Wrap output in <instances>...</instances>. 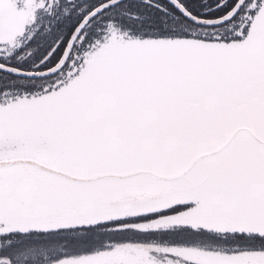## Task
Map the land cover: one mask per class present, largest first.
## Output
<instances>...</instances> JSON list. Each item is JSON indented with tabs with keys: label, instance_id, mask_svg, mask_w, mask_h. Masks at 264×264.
I'll return each mask as SVG.
<instances>
[{
	"label": "water",
	"instance_id": "1",
	"mask_svg": "<svg viewBox=\"0 0 264 264\" xmlns=\"http://www.w3.org/2000/svg\"><path fill=\"white\" fill-rule=\"evenodd\" d=\"M123 1L90 9L51 67L0 71L56 73L84 27ZM165 1L215 27L246 0L213 18ZM0 136L30 140L0 143L2 226L87 227L191 204L168 221L264 236V0L237 40L112 32L64 84L0 104ZM245 255L264 264V253Z\"/></svg>",
	"mask_w": 264,
	"mask_h": 264
},
{
	"label": "rangeland",
	"instance_id": "2",
	"mask_svg": "<svg viewBox=\"0 0 264 264\" xmlns=\"http://www.w3.org/2000/svg\"><path fill=\"white\" fill-rule=\"evenodd\" d=\"M94 2L95 0H31L32 5L40 6L38 10L40 13L55 12L59 14L71 10H76V13L84 11L88 5L90 7ZM254 2L255 0H250L245 5L244 12L224 28L198 27L183 21L181 23L177 18H174V28L180 25L178 27L187 30L185 32L189 36L168 37H190L207 41L225 40L221 37L241 39L240 29L245 27V18L247 20L250 18L249 15L245 17V14ZM124 13H127L126 6L108 10L87 25L77 40L65 71L59 76L61 81L55 83L51 88H55V86L57 88L75 75L88 53L98 47L112 32L136 38L167 37L130 35L127 30L116 24L119 19L125 18ZM65 24L64 27L67 26V23ZM54 30L41 31L37 37L42 36L44 42L47 40L51 42L54 38V42L59 39V32L56 31V28ZM65 36H67V31H65ZM192 206L191 204L181 205L164 210V212L159 211L106 222L109 224L102 223L89 227H73L44 232H19L16 229L0 225V264H174L170 261H161V258L168 253L176 255L174 257L177 259L176 264H182V261L194 264H239L240 260L243 263V258L247 256L245 254H252L254 251L264 253V240L255 242L247 238L243 240L232 237V234L243 233H220L199 226L191 228L203 229L220 235L191 233L184 229L171 230L190 228L188 225L172 224L168 219L182 215V211L189 210ZM158 213L164 215L159 216ZM164 258L167 260L166 257ZM244 263L251 262L244 258Z\"/></svg>",
	"mask_w": 264,
	"mask_h": 264
},
{
	"label": "flooded vegetation",
	"instance_id": "3",
	"mask_svg": "<svg viewBox=\"0 0 264 264\" xmlns=\"http://www.w3.org/2000/svg\"><path fill=\"white\" fill-rule=\"evenodd\" d=\"M249 2L250 0L245 1V3L241 7V9L238 11V13L231 19L232 21H234L238 17V15L244 12L245 5ZM260 2L261 0H258V1L255 0L253 6H251L248 12H246L245 17L246 15H249L250 18H248V20L245 18L246 20L245 27L240 29L241 32L239 31L240 38L243 35H245L248 25L250 23V19L257 11ZM39 7L40 6H37L35 4L32 5L31 0H0V64H4V65L14 67L20 70H24V71H37V70H44V69L51 67L60 58L65 48V45L67 43V40L74 28L69 32L68 38L64 46L62 47L60 56H58L56 61H54L53 64H51V61L54 58L53 54L58 50L59 46L62 43V38L65 35L64 26L66 24L64 22L65 20L64 18L65 16L70 14L71 11L73 10H71L70 12L64 13V14H59L55 12L40 13L38 12ZM68 20L69 22L71 21V19H68ZM230 21H228L227 23H229ZM69 22H66V23H69ZM227 23H224V24H227ZM87 25L81 31L80 35L83 33ZM54 28H56V31L59 32L58 40L56 39L53 42L54 38H52L51 42H48V40L47 42H44L42 39V36L37 37L39 34H41V31H45L46 29L51 31V30H54ZM78 38L76 39L63 67L59 71H57L56 73L50 76L41 77V78H28V77L24 78V77L15 76V75L0 71V78L1 76H3L4 80L6 81V83L4 84V87H1L0 85V104H4L9 101L15 100L17 97L18 98L23 97V96L31 97L34 95L45 93L53 89L54 87L53 88L51 87L54 86L55 83L61 81L59 80V76L60 74H62L63 71H65L64 69L67 67V64L70 61L71 55L74 52V49L76 47ZM158 214L159 216L164 215L161 213H158ZM106 224H109V223H106ZM183 229L186 231H190L191 233L194 232L198 234L204 233L207 235H214V236L216 234L218 236L219 234V233L204 231L203 229L196 230V229H192L191 227L190 228L183 227L180 229L176 228V229H171V230H183ZM232 235H233L232 237L236 239L242 238L243 240H246L247 238L248 240H253L255 242L257 240H264V237H260L254 234L245 235L243 233V234H238V235L237 234H232ZM175 256L176 255L173 253L171 254L168 253V255H164V257H166L167 260L163 257L161 258L162 259L161 261L162 262L170 261L176 264L177 259L174 258ZM181 258L189 260L184 257H181ZM157 259H158V256H157ZM182 264H194V263L188 262V261H182Z\"/></svg>",
	"mask_w": 264,
	"mask_h": 264
},
{
	"label": "trees",
	"instance_id": "4",
	"mask_svg": "<svg viewBox=\"0 0 264 264\" xmlns=\"http://www.w3.org/2000/svg\"><path fill=\"white\" fill-rule=\"evenodd\" d=\"M105 0H95L94 3L84 11H80L76 13V10L65 16L64 22H69L68 19H71L64 31H67V36H63L62 43L59 46L58 50L53 54L54 58L51 61L53 64L54 61L60 56L62 47L64 46L69 32L74 28V26L80 21V19L94 6L103 2ZM192 14L205 17V18H213L217 16H221L226 11H228L236 0H179ZM127 4V5H126ZM126 6L127 13H124L125 18L119 19L116 23L119 27L124 30H127L128 33L132 36L146 37V36H189L186 34L182 28H174L173 21L174 18H177L181 23L182 21L186 24H192L194 26H198L186 18H184L173 6H171L165 0H125L123 2L118 3L117 5L108 8L103 13L108 10H112L118 7ZM101 13L100 15H102ZM99 15V16H100ZM98 17V16H97ZM96 17V18H97ZM94 20V19H93ZM92 20V21H93ZM115 20V19H114ZM91 21V22H92ZM90 22V23H91ZM232 20L224 25L211 27L214 29H219L220 27L224 28L229 25ZM89 23V24H90ZM116 25V26H117ZM201 27V26H198ZM221 39H225L229 41L232 38L221 37ZM3 76L0 78V85L4 87ZM28 136L23 137L21 139H14L12 137L3 138L0 136V143H8V145L15 144L18 145L20 143L28 142ZM6 239V238H4ZM14 239V238H8Z\"/></svg>",
	"mask_w": 264,
	"mask_h": 264
}]
</instances>
